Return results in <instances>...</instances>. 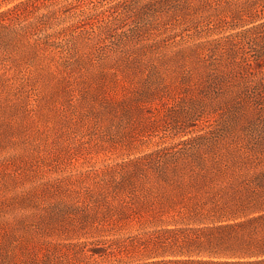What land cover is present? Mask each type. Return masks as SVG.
Listing matches in <instances>:
<instances>
[{
	"label": "rangeland",
	"instance_id": "obj_1",
	"mask_svg": "<svg viewBox=\"0 0 264 264\" xmlns=\"http://www.w3.org/2000/svg\"><path fill=\"white\" fill-rule=\"evenodd\" d=\"M16 1L0 0V10ZM87 1L74 0L61 23L68 26L64 37L75 43L74 51L73 45L59 49L65 59L34 47V37L7 45L0 31V264L173 257L166 227L176 209L190 206L203 190L183 194L177 185L153 180L135 190L131 210L107 179L121 164L157 149L170 163L185 164L193 144L204 160L230 165L212 178L235 183L226 194L264 192V113L253 101H210L201 92L203 67L191 55L182 53L184 61L175 54L177 48L187 52L191 40L175 38L173 28L181 26L172 15L168 30L151 34L156 42L142 36L124 47L84 43L88 33L77 22L84 14L73 7ZM236 29L214 27L209 34ZM143 195L148 209L139 207Z\"/></svg>",
	"mask_w": 264,
	"mask_h": 264
},
{
	"label": "trees",
	"instance_id": "obj_2",
	"mask_svg": "<svg viewBox=\"0 0 264 264\" xmlns=\"http://www.w3.org/2000/svg\"><path fill=\"white\" fill-rule=\"evenodd\" d=\"M73 1L18 0L1 9L0 31L5 32L6 44L14 41L18 44L16 39L23 44L24 38L34 37V47L54 50L50 57L65 59L59 49H63L64 44L73 45L74 51L75 43L72 38L64 37L68 26L61 23L71 16ZM57 3V7L50 8ZM74 9L84 14L77 21L88 33L84 43L98 46L124 47L127 39L142 36L156 42L157 38L151 34L166 30L170 26V15L174 16L181 26L173 28L175 38L178 35L185 41L191 40L185 42L187 52L177 48L175 54L184 61L188 60L182 53L191 55L203 67L201 92L210 97V101L233 97L234 102L239 103L249 98L264 113V0H88ZM212 19L216 20L214 25L209 24ZM226 25L239 29L219 37L210 36L214 27ZM234 85L240 87L229 89ZM189 151L192 160L182 164L170 163V156L159 154L157 149L148 153L147 159L121 164L107 178L122 196V206L131 210L135 190L153 185V180L177 185L183 194L187 189L192 194H195L193 189L203 190L190 206L176 209L178 216H173L170 227H166L170 231V245L175 249L174 256L136 264H264L263 190L252 195L226 194L235 183L224 184L221 180L218 184L212 178L230 165L220 159L204 160L193 144ZM212 183L215 188L211 187ZM222 183L224 188H221ZM261 183L264 186V180ZM140 205V209H148L145 195ZM152 217L148 219L153 221ZM87 249L93 254L99 252Z\"/></svg>",
	"mask_w": 264,
	"mask_h": 264
}]
</instances>
